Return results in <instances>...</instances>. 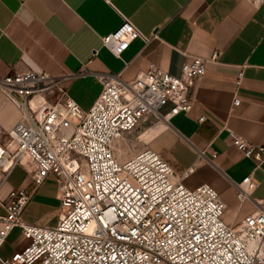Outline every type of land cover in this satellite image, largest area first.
<instances>
[{
  "label": "built area",
  "instance_id": "2783aa9c",
  "mask_svg": "<svg viewBox=\"0 0 264 264\" xmlns=\"http://www.w3.org/2000/svg\"><path fill=\"white\" fill-rule=\"evenodd\" d=\"M135 38L145 46L155 34L145 38L123 18L100 41L118 57ZM205 63L194 57L181 65L178 77L153 63L129 81L119 73L100 75L99 93L86 112L66 96L62 84L68 76L12 70L0 78L1 94L19 111L0 144V172L6 175L31 162L33 187L51 179L59 201L56 224L40 227L20 219L28 201L25 189L9 192L0 217V244L14 228L27 243L0 264H264V196L251 197L257 183L250 176L232 187L236 201H250L256 209L228 226L212 187L182 184L191 169L176 177L149 149L123 161L113 154L114 142L140 127L188 113L191 89L204 75ZM241 77L239 70L236 87ZM238 104L235 96L231 109ZM225 132L244 158L264 161V145Z\"/></svg>",
  "mask_w": 264,
  "mask_h": 264
},
{
  "label": "crops",
  "instance_id": "0c3cea01",
  "mask_svg": "<svg viewBox=\"0 0 264 264\" xmlns=\"http://www.w3.org/2000/svg\"><path fill=\"white\" fill-rule=\"evenodd\" d=\"M123 18L143 37L154 33L155 38L145 46L135 38L115 57L100 39ZM213 53L217 56L209 61ZM194 57L206 63L191 89L189 112L157 127H140L137 140L143 146L117 160L149 149L176 177L191 169L182 184L212 187L224 206L222 221L234 226L256 207L236 201L232 183L250 176L257 183L251 197L264 196V161L244 158L225 132L227 128L251 145H264V0H0V78L12 70L68 76L62 84L65 94L82 112L99 93L100 75L119 73L129 81L153 63L178 77L181 65ZM235 96L239 104L231 109ZM18 118L17 109L0 93V144ZM33 168L27 161L6 175L0 172V217L9 192L22 187L28 201L20 219L53 227L59 213L56 185L46 179L33 187ZM26 243L12 229L0 244V260Z\"/></svg>",
  "mask_w": 264,
  "mask_h": 264
},
{
  "label": "rangeland",
  "instance_id": "374dc122",
  "mask_svg": "<svg viewBox=\"0 0 264 264\" xmlns=\"http://www.w3.org/2000/svg\"><path fill=\"white\" fill-rule=\"evenodd\" d=\"M17 111H18V109H17ZM18 113H19V111H18ZM160 124H164V123L159 122L155 126L157 127ZM139 131L140 130L138 129V130L134 131L132 134H130L129 136L124 137L123 139H120V140L114 142V144L112 146V150H113V154H114V157L116 160L118 158H123V157L127 156L129 154V152L132 151L133 149L141 148L143 146V143L141 142V140L136 139V137H138ZM117 161H119V160H117Z\"/></svg>",
  "mask_w": 264,
  "mask_h": 264
},
{
  "label": "bare ground",
  "instance_id": "6f19581e",
  "mask_svg": "<svg viewBox=\"0 0 264 264\" xmlns=\"http://www.w3.org/2000/svg\"><path fill=\"white\" fill-rule=\"evenodd\" d=\"M254 243H250V249L253 247Z\"/></svg>",
  "mask_w": 264,
  "mask_h": 264
}]
</instances>
